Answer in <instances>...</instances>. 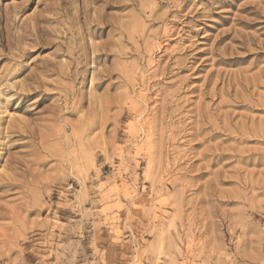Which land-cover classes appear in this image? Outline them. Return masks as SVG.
<instances>
[{"label":"rangeland","instance_id":"374dc122","mask_svg":"<svg viewBox=\"0 0 264 264\" xmlns=\"http://www.w3.org/2000/svg\"><path fill=\"white\" fill-rule=\"evenodd\" d=\"M0 264H264V0H0Z\"/></svg>","mask_w":264,"mask_h":264}]
</instances>
